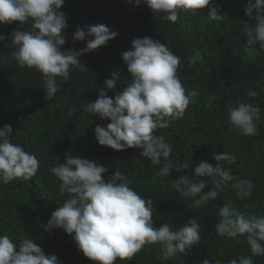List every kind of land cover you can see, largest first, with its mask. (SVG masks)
Here are the masks:
<instances>
[{"label": "trees", "instance_id": "16d2710c", "mask_svg": "<svg viewBox=\"0 0 264 264\" xmlns=\"http://www.w3.org/2000/svg\"><path fill=\"white\" fill-rule=\"evenodd\" d=\"M216 5L218 14L222 15L219 21H209L206 7L196 15L181 12L179 19L171 23L155 17L146 5L135 6L128 0H65L60 11L66 15L68 27L62 51L75 52L86 47L87 40H73L78 26L104 24L118 35L106 46L79 56L86 68L70 67L67 81L57 78L60 90L52 100L44 98L41 73L34 68H20L11 58L15 50L8 45L11 32L31 31V20L23 29L19 22L0 24V35L5 37L0 44V128L10 124L13 127L11 142L34 154L39 161L37 174L29 180L36 191L23 180L0 184V227L15 220L2 228L1 235L11 237L17 245L31 236L46 255L55 254L59 264H95L78 251L73 238L62 229L46 232L42 227L52 212L69 198V193L61 192L57 178L51 173L52 167L64 161L67 152L104 166L107 169L103 174L105 180H111L116 170L125 175L133 190L152 200L154 227L168 223L175 231L191 218L200 224L201 240L186 254L177 253L174 258L165 259L159 244L145 245L131 260L117 259L115 264H202L204 259L213 258L228 264L242 256H250L253 264H264V256H253L247 243L222 238L214 231L219 209L224 205L221 189L215 200L193 207L192 198L172 188L173 181L181 176L197 182L205 179L204 192L214 187L210 178L195 176L193 169L198 163L179 137H164L172 145L168 159L173 165L187 163L188 167H181L180 171L173 168L168 176H158L165 163L163 157L159 165H154L141 155L142 149L117 151L99 145L95 128L106 127L110 121L86 110L87 103L95 102L101 89L114 98L130 82L131 74L121 54L131 50L134 38L148 36L164 43L180 57L177 75L186 92L195 90L197 96L182 119L173 121L168 128H158L154 134L162 136L179 131L202 162L213 167L219 163L230 170L235 180L251 181L252 194L244 198H238L236 189L228 186L232 209L248 215H264V50L259 44L254 51L247 50L243 29L246 23L254 26V20L245 15L246 0H213L212 6ZM197 51L202 60L190 63L189 58ZM112 72L120 74L115 92L104 88V80ZM250 90L259 95L249 97ZM240 103L259 107L254 136L241 134L229 122V105L235 107ZM216 153L231 154L235 162H216L213 158ZM37 193L43 205L41 214L34 219H21L39 211Z\"/></svg>", "mask_w": 264, "mask_h": 264}, {"label": "clouds", "instance_id": "9594fccd", "mask_svg": "<svg viewBox=\"0 0 264 264\" xmlns=\"http://www.w3.org/2000/svg\"><path fill=\"white\" fill-rule=\"evenodd\" d=\"M139 6L146 5L152 14L160 19L175 23L180 13L196 15L208 8L209 21L222 18L219 6H212L213 0H128ZM65 0H0V24L19 22L23 29L31 20V31L13 30L8 44L15 50L12 59L20 68H34L41 73L45 86V99L52 100L60 86L57 78L67 81L70 67H85L79 56L93 52L115 39L117 32L104 24L77 27L74 41L87 40L86 47L79 51H62L65 45L66 15L60 11ZM245 15L254 20V26L246 23L248 51H254L256 44L264 50V0H246ZM253 12L256 13L253 16ZM5 40L0 35V44ZM122 60L131 74L130 82L123 91L110 98L104 89L99 91L95 102H88L86 110L91 115L110 121L106 127L95 128V138L99 145L123 151L130 148L142 149L141 155L159 165L163 157L165 163L158 176H168L173 168L177 171L188 165H173L168 159L172 145L155 131L170 127L173 121L183 118L186 109L197 96L195 90L186 92L177 75L180 57L158 40L145 36L132 40L131 50L121 54ZM202 60L197 51L190 63ZM86 68V67H85ZM120 80L118 72L110 73L104 80V88L115 92ZM255 90L249 97H257ZM214 97H210L213 99ZM259 107L250 103L229 105L230 124L245 136L257 134ZM13 127L5 124L0 128V184L7 185L14 180L29 181L39 168L38 158L9 139ZM216 162H235V156L216 153ZM195 176L210 178L214 187L208 192L205 179L198 182L188 176L173 181L172 188L186 198L194 200L193 207H200L209 200H215L222 186L236 189L238 198L252 194V182L235 180L230 170L219 163L213 167L208 162L196 164ZM104 166L95 162L73 157L65 153V159L51 168L57 178L61 192L69 193V198L51 214L44 231L62 229L70 235L78 251L95 264H115L117 259L131 260L145 245L159 244L165 259L174 258L177 253L186 254L201 240V227L195 218L173 231L168 223L154 227L152 200L141 197L130 187L131 181L116 170L111 180H105ZM229 182L231 184L229 185ZM198 197V198H196ZM214 231L222 238L233 239L246 236L253 256H264V215H248L232 209L231 203L219 209V220ZM18 249V251H17ZM0 264H59L55 254L46 255L34 243L31 236L15 244L11 237L0 235ZM202 264H222L221 260L204 259ZM228 264H253L250 256L232 259Z\"/></svg>", "mask_w": 264, "mask_h": 264}, {"label": "water", "instance_id": "95a60500", "mask_svg": "<svg viewBox=\"0 0 264 264\" xmlns=\"http://www.w3.org/2000/svg\"><path fill=\"white\" fill-rule=\"evenodd\" d=\"M168 135H175V136L179 137L184 142V144L186 145V147L188 148L190 153L193 155V157L195 158L196 162L198 164L202 162L201 159L198 157L197 153L195 152L194 148L190 145V143L188 142V140L185 138V136L182 133H180L179 131H172V132H169L167 134L162 135V137L164 138V137H166ZM27 185L36 191V188L29 181H27ZM220 189H221L222 194H223V202H224V204L225 205L230 204L228 187L222 186ZM37 196H38V200H39V211L36 214H34V215L22 217L21 219H23V220H25V219H28V220L29 219H34V218H36L37 216H39L41 214L42 209H43V205H42L41 197H40V195L38 193H37ZM13 221H15V220H10V221H8L7 223L3 224L0 227V235H1L2 228H4L6 225L10 224ZM231 240L236 242V243H240V244L247 243V237H238L237 236V237H234Z\"/></svg>", "mask_w": 264, "mask_h": 264}]
</instances>
